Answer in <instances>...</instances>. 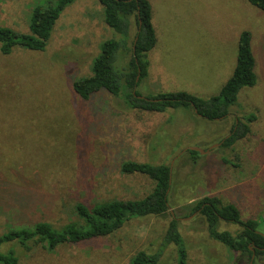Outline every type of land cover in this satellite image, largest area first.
Returning <instances> with one entry per match:
<instances>
[{"label": "rangeland", "instance_id": "rangeland-1", "mask_svg": "<svg viewBox=\"0 0 264 264\" xmlns=\"http://www.w3.org/2000/svg\"><path fill=\"white\" fill-rule=\"evenodd\" d=\"M156 45L148 53L144 96L187 92L217 96L233 73L240 33L251 32L256 84L244 88L228 116L208 121L192 111L162 114L128 109L106 92L81 100L73 83L91 75L101 44L118 37L104 24L97 0H75L57 19L43 52L19 47L0 53V235L37 223L60 228L74 220L77 203L140 200L154 182L120 172L124 162L171 168L169 210L129 220L110 236L57 247L13 248L19 264H130L136 253L162 251L172 219L179 223L188 264H250L211 240L190 205L216 197L234 205L264 236V13L241 0H148ZM54 0H0V27L27 34L32 11ZM136 26L132 25L130 36ZM253 117L249 133L223 148L237 119ZM241 121V120H240ZM203 152L193 157L188 149ZM232 235L238 225L220 222ZM253 264H264V257Z\"/></svg>", "mask_w": 264, "mask_h": 264}, {"label": "trees", "instance_id": "trees-1", "mask_svg": "<svg viewBox=\"0 0 264 264\" xmlns=\"http://www.w3.org/2000/svg\"><path fill=\"white\" fill-rule=\"evenodd\" d=\"M74 1L54 0L47 6L35 7L27 34H18L9 28L0 27V53L7 56L16 47L29 52H43L60 14ZM97 1L103 9L104 24L118 38L104 41L92 62L91 75L73 83V91L81 100L87 101L95 94L106 92L120 98L130 110L162 114L169 109H182L193 113L195 109L201 118L219 121L228 116L230 107L237 106L238 95L242 89L255 86L257 77L256 60L251 45L253 36L251 32L243 31L239 36L233 73L217 96L202 99L187 92L142 96L137 89L148 76L147 55L156 45L151 4L148 0ZM241 1L264 13V0ZM133 23L136 32L131 38ZM240 120L237 119L232 125L229 136L221 144L223 148L233 146L248 135L253 117ZM188 153L194 159L198 152ZM170 169V166L164 164L124 162L120 167L122 174L142 175L154 182V188L149 195L140 200H112L89 207L77 203L73 210L74 220L60 228L43 222L35 224L31 229H9L0 235V264H19L13 248L6 252L1 251L4 245H18L25 252L35 247L52 252L61 245L79 244L110 236L131 219L164 215L169 210ZM189 208L190 216L199 214L205 220L209 238L237 253L240 259L250 262L253 252L255 258L264 257V236L257 232L254 221L240 219V213L234 205L223 204L216 197H205ZM220 222L238 225L240 231L235 235L220 231ZM167 246L174 249L175 264H188L187 250L176 219L170 221L164 235L162 248ZM162 251L155 254L140 251L131 259L130 264H159Z\"/></svg>", "mask_w": 264, "mask_h": 264}, {"label": "water", "instance_id": "water-1", "mask_svg": "<svg viewBox=\"0 0 264 264\" xmlns=\"http://www.w3.org/2000/svg\"><path fill=\"white\" fill-rule=\"evenodd\" d=\"M139 98H143V97H139ZM194 113H195L198 117L201 118V116H200L199 114H197V111H196L195 109H194ZM217 121H218V120H217ZM188 151H194V152H198V153L203 154V152L200 151V150L197 149V148H190V149H188ZM170 173H171V169H170ZM253 255H254V252H253ZM253 255H252L251 259H253V257H254ZM250 264H253L252 261H250Z\"/></svg>", "mask_w": 264, "mask_h": 264}, {"label": "flooded vegetation", "instance_id": "flooded-vegetation-1", "mask_svg": "<svg viewBox=\"0 0 264 264\" xmlns=\"http://www.w3.org/2000/svg\"><path fill=\"white\" fill-rule=\"evenodd\" d=\"M253 256H254L253 259H251L252 263H253V260L255 259V254H254ZM256 259H257V258H256Z\"/></svg>", "mask_w": 264, "mask_h": 264}, {"label": "crops", "instance_id": "crops-1", "mask_svg": "<svg viewBox=\"0 0 264 264\" xmlns=\"http://www.w3.org/2000/svg\"><path fill=\"white\" fill-rule=\"evenodd\" d=\"M152 7V6H151ZM152 14H153V11H152ZM156 34V33H155Z\"/></svg>", "mask_w": 264, "mask_h": 264}]
</instances>
